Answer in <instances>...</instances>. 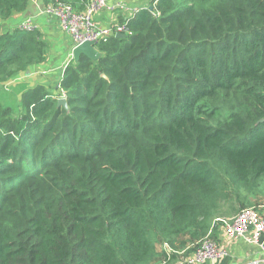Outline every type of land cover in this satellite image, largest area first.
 Masks as SVG:
<instances>
[{
    "label": "trees",
    "instance_id": "obj_1",
    "mask_svg": "<svg viewBox=\"0 0 264 264\" xmlns=\"http://www.w3.org/2000/svg\"><path fill=\"white\" fill-rule=\"evenodd\" d=\"M29 2L0 0V88L46 59L38 30L6 27ZM149 6L97 61L68 63L67 108L41 86L0 98V264H176L253 205L240 196L264 179V0Z\"/></svg>",
    "mask_w": 264,
    "mask_h": 264
},
{
    "label": "built area",
    "instance_id": "obj_2",
    "mask_svg": "<svg viewBox=\"0 0 264 264\" xmlns=\"http://www.w3.org/2000/svg\"><path fill=\"white\" fill-rule=\"evenodd\" d=\"M141 9L117 0H86L84 9L79 12L73 10L70 5L59 2L43 6L42 12L56 18L60 28L70 37L74 48L86 41L94 42L96 48L97 44L106 42L116 34L129 35V17ZM99 11L111 14L122 12L125 16L122 21L114 22L110 26H101L95 20ZM18 28L28 33L37 30V26L30 20L22 21ZM67 65L68 63L64 69ZM57 98L65 99L64 92L59 91ZM221 222V233L223 232L227 239H242L264 250V207L243 208L233 217L222 219ZM178 255L176 264H219L228 256V252L222 244L206 236L179 251ZM246 264H264V259L251 260Z\"/></svg>",
    "mask_w": 264,
    "mask_h": 264
},
{
    "label": "crops",
    "instance_id": "obj_3",
    "mask_svg": "<svg viewBox=\"0 0 264 264\" xmlns=\"http://www.w3.org/2000/svg\"><path fill=\"white\" fill-rule=\"evenodd\" d=\"M117 1L124 2L132 7L144 8L149 7L151 0ZM43 6L42 0H30L27 10L18 18H13L6 26H18L24 20L32 21L37 26V30L47 43L48 48L45 61L35 65L31 69V73L19 75L13 84H21L25 89L41 86L45 91L57 95L59 93L58 82L62 77L64 66L72 60L71 49L73 44L70 37L58 25L56 18L42 12ZM123 16L125 15L122 12L111 14L106 11H99L95 15V20L101 26H110L114 22L122 21ZM249 206L264 207V201H253V205L250 204ZM231 216L224 219H229ZM215 240L222 244L228 252V256L219 264H246L251 260L264 259V250L257 245L244 242L242 239L232 241L227 239L223 232H219L218 238Z\"/></svg>",
    "mask_w": 264,
    "mask_h": 264
},
{
    "label": "water",
    "instance_id": "obj_4",
    "mask_svg": "<svg viewBox=\"0 0 264 264\" xmlns=\"http://www.w3.org/2000/svg\"><path fill=\"white\" fill-rule=\"evenodd\" d=\"M148 10L152 11L153 7L149 6ZM125 37H126V35H124V34H116L115 35V38H125ZM81 56H84L91 61H97L100 58L101 54L95 48L94 42H87L86 41V42H83L82 44L76 46L72 50L71 59L74 62H77ZM29 72L30 71L28 70V72H26V74H28ZM57 105L67 108L66 99H64V98L58 99Z\"/></svg>",
    "mask_w": 264,
    "mask_h": 264
},
{
    "label": "rangeland",
    "instance_id": "obj_5",
    "mask_svg": "<svg viewBox=\"0 0 264 264\" xmlns=\"http://www.w3.org/2000/svg\"><path fill=\"white\" fill-rule=\"evenodd\" d=\"M73 49H74V46H72L71 52ZM13 86H14V84L11 83V84H9L8 88H2L1 87L0 88V98L7 96V98L10 101H12L14 99L13 95H14V92L16 90L15 88L12 89ZM13 104H14V102H13ZM246 192H248L249 195L246 193V196H247V198L248 197L249 198L246 200L245 196L241 195L240 196V202L247 203L248 200H250V203H253V201H256V202L264 201V179H261L256 187H254L253 189H250V190H246ZM232 199H234V197H232ZM219 213L221 215L226 214L225 212H222L221 209L219 210Z\"/></svg>",
    "mask_w": 264,
    "mask_h": 264
}]
</instances>
